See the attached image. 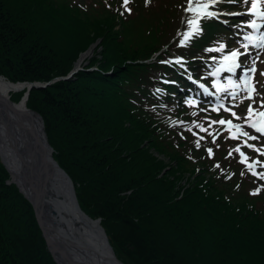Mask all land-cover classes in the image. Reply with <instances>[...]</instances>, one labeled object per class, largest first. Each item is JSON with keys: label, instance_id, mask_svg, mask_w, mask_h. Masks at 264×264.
<instances>
[{"label": "trees", "instance_id": "trees-1", "mask_svg": "<svg viewBox=\"0 0 264 264\" xmlns=\"http://www.w3.org/2000/svg\"><path fill=\"white\" fill-rule=\"evenodd\" d=\"M103 1L0 0V75L11 82L65 76L100 39L99 60L30 88L25 100L41 116L80 209L99 218L123 264H264V197L231 191L235 151L215 154L223 133L185 96L196 89L187 75L213 69L217 50L207 46L228 38L240 20L201 17L198 35L181 46L182 32L163 51L187 0H129L131 17ZM120 22L128 28L115 31ZM24 90L9 97L17 101ZM185 172L193 177L178 197ZM7 178L0 163V264H56L30 203Z\"/></svg>", "mask_w": 264, "mask_h": 264}, {"label": "rangeland", "instance_id": "rangeland-1", "mask_svg": "<svg viewBox=\"0 0 264 264\" xmlns=\"http://www.w3.org/2000/svg\"><path fill=\"white\" fill-rule=\"evenodd\" d=\"M69 1H72V3L77 2L81 5H84L82 3V0H69ZM83 1H85V5H88L91 3H94V5H97L99 2V0H83ZM112 1L114 2V5L117 6L118 10H120V9L123 10V14L125 16H127V17L132 16V13H130L131 10L129 9L128 4L126 6V8L128 10H126V8L120 4V2L122 0L121 1L120 0H112ZM228 1H233L230 3L233 6L228 7V8L229 9H235V10H229V12H234L237 15H240L241 17L242 16L244 17V15L247 14V12H249V9L251 7L250 4H245L243 2V0H220L219 3L220 4L223 2L229 3ZM204 2L210 3V0H204ZM99 3L102 5L103 3H106V2L103 0H100ZM219 3H216V4H219ZM216 4H213V5H216ZM213 5H211L208 9H213L212 8ZM194 7H195V5H194ZM259 7L261 10L264 9V0H261ZM219 8H224V7L219 6ZM220 12H221V10H220ZM193 18H196V17H194L193 12H191V11L186 12L185 11V19L180 21L178 29H180L182 27V24H183V26H184V24H186L185 27L183 28V30L177 29L179 33L176 32L174 37L170 38V40L163 46L162 50L163 49L166 50L168 48V47L166 48L167 44L172 43L176 38H178L180 36V34L182 32L185 33V32L191 31L187 21L189 19H193ZM196 19H197V22L199 25L201 17H198ZM122 24H123L122 22L115 24L114 30L120 32L121 29H123V28L127 29L129 26L128 23H126L124 25H122ZM165 28H166L165 25L160 26L161 30L165 29ZM234 28H236L237 30L238 29L240 30V27H234ZM234 32H233V35H234ZM150 33L152 34L153 32H150ZM231 38H222V40L217 42V44H210L207 46L209 48H215L217 50L215 53L211 52V55L215 54V56L212 57L214 62L210 63L211 68H213V69L216 68L218 65V60L219 59L224 60L225 57H229L233 51L241 53V54L244 52V49H242L243 48V46H242L243 42L239 39V33L235 32V36L232 39ZM137 40H138V38H130L131 42H136ZM99 41H100V39L96 38L85 49V50H87L88 48H91V50L89 52H87L86 55L85 54L82 55V56H85L83 58V60L80 61L78 64H75V61L77 59L76 58L74 63H73V66L71 67V69L69 71L74 70L75 67H76L75 71L81 69V67L83 65H86L91 58H95V59L99 60V58H101V53H102V47H101V44L99 43ZM230 43L233 44L232 47H230L229 49H225L226 46H228ZM222 45H223V48L221 50ZM85 50L82 52H85ZM163 51H161V52H163ZM227 51H229V52L226 53ZM156 55H158V52L153 53V55L150 57L151 61L155 62ZM221 61H219V62H221ZM237 62L240 65V67H237L238 70L239 69L247 70L251 64H253L255 66L256 71L250 73V74H253V78H254L253 80L255 82L254 90H253V96L251 99L246 97V95L243 91V85H242L241 81L239 80V78H236V80H235V77H232L231 75H227V74H226L227 76L223 75L220 77H218L216 74H212L213 78H207V77H205L206 72H203V74H201V77H202L201 81L206 87H208L209 90L212 89L211 91H213L214 99H212V101L202 102V103L196 102L194 100V104H195V106H197V108H199L198 110H200L201 114L204 115L205 119L209 122V125L212 124V126L218 127V129L215 130V132L218 130H222V131H218L217 133H219V134L223 133L224 136H222L221 140L214 141V142H216V144L218 146L217 150L215 151V154L219 155L222 152L229 151V150L235 151V155L232 154L231 159L236 162L235 167L237 169L238 177L236 180L237 182H234L233 186L230 187L231 191H234L239 195L246 196L249 198L256 197L257 199H261L262 197H264V135L260 136V135L254 134L252 132V128L249 125L253 124L254 121L257 120V117H256L257 111L264 112V107H261V105L264 104V75H260V73H264V48H262V50H259V53L257 50L255 52H249L248 55H245L242 57H241V55H239ZM94 67H91V68H94ZM75 71H73V73ZM55 78H57V77H54L49 81L52 83V82H54ZM217 78H223L222 80L224 81V83H220V81ZM5 80L9 81L6 78H5ZM56 80H59V79H55V81ZM9 82H11V81H9ZM29 82H31V81H29ZM33 82H35V81H33ZM46 82H48V81H46ZM51 83H48L47 85H49ZM18 91L19 90L8 92V95L10 96L11 93L14 94L15 92H18ZM185 96L188 98L191 97L188 95H185ZM191 98H195V97L193 96ZM9 99L11 100L10 97H9ZM202 99H204V98H202ZM13 102L16 103V101H13ZM250 104H251L252 109H253V113L251 116H249V113H248V106ZM25 107H26V105H25ZM225 109H228V110L226 111ZM36 113L38 114V112H36ZM232 113H235L236 117H234L232 115ZM39 117H40L41 125H42L43 131H44L43 120H42L40 115H39ZM237 117H239V118H237ZM245 118H247V119H245ZM220 120L231 121V124L225 123V124L221 125L220 123H218ZM258 121H260V124L262 125V127H264V116L259 117ZM191 131H196V130H194V128H192ZM44 133H45V131H44ZM170 133L172 134L171 131H170ZM244 133H248V136H245ZM183 134L185 136H191L190 134L185 133V132H183ZM233 135H236V137H233ZM197 136L201 138L204 136V133H201V135L197 134ZM213 137H214V135L212 136V138ZM250 137H256V139H251ZM46 140H47V138H46ZM49 146H50V144H49ZM51 149H52V147H51ZM236 149H239V151H236ZM241 153H243V156H241ZM158 157H160V156H158ZM242 159L244 160V162L242 164L245 166V169H247L246 171L248 172V174H246V171L243 173V169L241 168L240 163H238V162H241ZM249 162L255 163V168L249 169L248 168ZM0 163L2 164L1 160H0ZM167 168H168V166H165V168H163V170L158 174V176L162 175ZM7 173H8V171H7ZM254 173H255V175H254ZM192 177H193V175L191 173L185 172V177L178 182V185L180 188L179 192L177 194L178 197L181 195L183 189L188 186L189 183H188L187 179L191 180ZM8 180H10L9 173H8V178L6 179V182L12 183V182H8ZM72 187H73V185H72ZM73 191H74V188H73ZM253 193H256V194H253ZM74 195H75V193H74ZM261 202L264 206V199H262ZM100 227H101V225H100Z\"/></svg>", "mask_w": 264, "mask_h": 264}, {"label": "water", "instance_id": "water-1", "mask_svg": "<svg viewBox=\"0 0 264 264\" xmlns=\"http://www.w3.org/2000/svg\"><path fill=\"white\" fill-rule=\"evenodd\" d=\"M90 50L91 48L85 50V55ZM76 61L75 64H77ZM75 69L69 71L67 75L60 76L55 79H67L72 75ZM0 80H5V79L2 76H0ZM9 83L22 85L19 88H13L14 90L12 89L10 91L20 90L22 88H25V90L22 96L20 97V99L16 103L9 99V95L4 96V94L0 91V124L3 123H8L9 125L11 124L10 117L8 115H5L4 113V111L8 112L10 110L16 112L19 115L21 123L24 124L23 126L25 129L22 131H24L28 136L29 147L25 149L22 148V146L17 145L15 151L20 164L22 166H25L28 171L30 170V174L32 177L34 175H37V180L32 181L29 178L30 180L27 183L28 186L27 187L25 186L30 192L31 198H29V196H27L26 194L23 193L22 194L32 207L35 219L41 230L42 236L46 243L47 250L49 251L51 257L56 262V264H76L73 261L71 255L79 254V256L81 255L80 257L84 258V255L81 252V247H82L83 250L85 248L87 250H91V252L93 253L91 257L93 259H98L101 262H104L108 259V261L110 260L112 264L113 262L115 264H123L120 260H118L114 256L111 247L107 242L103 229L102 227H100L99 218L92 219L79 208L74 195L71 180L69 179L67 174L63 171V169L58 166V164L52 157V149L46 140V136L43 131L39 115L35 111L25 107V100L27 97L28 90L30 88L45 87L48 83H50V81L48 82L22 81V82H14V83L9 82ZM16 105H19V107ZM31 113L36 114L37 118L39 119L38 120L39 124L33 123V121L30 119ZM23 116H25L28 119L27 120L28 123H26L23 120ZM10 130L12 131L11 133L12 137L16 141L18 139H21L22 137L21 130L11 125H10ZM29 157L31 160V164L33 160L36 161L37 168L41 169L42 171L41 173L40 172L36 173V171L33 170V166H32L33 164L31 165L30 160H27ZM8 182H12V181L8 180ZM66 186L69 189V194L71 196L72 204L77 211L78 219L84 221L82 226L85 230L84 235L82 231L79 229V226H77L76 224L77 220H72L67 215V211L61 207L63 203L62 188H66ZM66 203H68V201H66ZM60 219L71 220L72 224L68 221L70 225L69 230L71 232L70 236L68 235L65 236L61 233H58V230H56L57 224L62 225ZM91 228H92L91 232H95L97 237L103 241L102 244L104 250L107 253L106 255L102 253L99 247L95 248L93 242L91 241L88 235V230ZM72 233L75 234L74 237H72L73 236ZM66 239H68V241Z\"/></svg>", "mask_w": 264, "mask_h": 264}, {"label": "bare ground", "instance_id": "bare-ground-1", "mask_svg": "<svg viewBox=\"0 0 264 264\" xmlns=\"http://www.w3.org/2000/svg\"><path fill=\"white\" fill-rule=\"evenodd\" d=\"M213 8H215V6ZM218 16H227V15L223 14V13H218ZM228 28L230 30H232V27L229 26ZM238 31H239V35H240L241 30H238ZM83 54H85V52L80 54L79 58L76 61L77 64L80 61H82L83 58L85 57V56H82ZM20 86H22V85L10 84L6 80H0V91L4 94V96L8 95V92H10V90H12L13 88H19ZM194 91L197 94H201V90L198 88H196ZM16 106L19 107V105H16ZM4 113H5V115H8L10 117V119H11L10 125L17 127L19 130H21V136L22 137H21V139H18L16 141L12 137V134H11L12 131L10 130V125L8 123L0 124V160L2 161L4 166L6 167L8 173H9L10 180L16 184V186L18 187V189L20 190L21 193L26 194L27 196H29V198H31L30 192L26 188L28 186L27 183L30 179L32 181H34V180L36 181L37 175H34L33 177L31 176L30 170L28 171L25 166H22L20 164V162L17 158L16 151H15L17 145L22 146V148H25V149L29 147L28 136L24 131H22L25 129L23 126L24 124L21 123L19 115L16 112L10 110L8 112L4 111ZM30 115H31V118L30 117L29 118L33 121V123L39 124V122H38L39 119L37 118L36 114L31 113ZM23 120L26 123H28V121H27L28 119L25 116H23ZM27 160H30V157ZM30 164H31V160H30ZM32 164L31 165L33 166V170H35L36 173L42 172L41 169L37 168L36 161L33 160ZM62 191H63V195H62L63 196V199H62L63 203H62L61 207L67 211V215L72 220H77L76 224H77V226H79V229L82 231V233L84 235L85 230L82 227L84 221L81 219H78L77 211L72 204V200H71V196L69 194L68 187L66 186V188H62ZM66 201H68V203H66ZM60 221L62 222V225L57 224L56 230H58V233H61L65 236L66 235L70 236L71 232L69 230L70 229L69 222L72 224L71 220L60 219ZM91 230H92V228L88 230V235H89L91 241L93 242L95 248L99 247L100 250L102 251V253L106 255L107 253L104 250L103 244H102L103 241L97 237L95 232H91ZM74 236H75V234H73L72 237H74ZM66 240L68 241V239H66ZM84 250L81 247V252L83 253L84 258L80 257L81 255L79 256V254L78 255H75V254L71 255L73 261L76 264H112L110 262V260L108 261V259L107 260L105 259L106 261H104V262H101L98 259H93L91 257L93 254L91 252V250H87L86 248ZM113 264H115V263L113 262Z\"/></svg>", "mask_w": 264, "mask_h": 264}, {"label": "snow or ice", "instance_id": "snow-or-ice-1", "mask_svg": "<svg viewBox=\"0 0 264 264\" xmlns=\"http://www.w3.org/2000/svg\"><path fill=\"white\" fill-rule=\"evenodd\" d=\"M220 0H210V3L208 2H204V0H188V7L185 9L186 12L191 11L194 13V17L198 18V17H203L205 19L207 18H212L216 15V13L214 12H210L207 11V9L216 3H219ZM243 2L245 4H250V9H249V14H257L260 15L262 17H264V12H260L258 11L259 5L261 3V0H243ZM129 3V0H122V6H124L126 8L127 4ZM195 5V7H194ZM126 10H128L126 8ZM193 18V19H189L187 21L191 31L189 32H185L183 33V39L181 41V46H183L193 35H198L200 32V28L197 22V19ZM251 27L256 28V24L253 22L251 25ZM250 39V38H249ZM243 47H246V45H242ZM256 47H264V36L261 37V43L256 45ZM223 48V45L221 46V50ZM240 55V53L233 51L231 53L230 57H225V59H231L233 62L232 64L228 67V71H232L233 69L240 67V65L235 63L236 58ZM179 62V61H177ZM219 71V69H218ZM249 71L251 72H255V68H251ZM260 75H264V73H260ZM254 90V89H253ZM159 91V90H157ZM252 97L249 96V99H251ZM261 107H264V104L261 105ZM226 111L228 109H225ZM248 113L249 116L252 115L253 113V109L251 104L248 106ZM232 115L234 117H236L235 113H232ZM260 116H264V112L259 113ZM239 118V117H237ZM247 119V118H245ZM218 123H220L221 125L228 123L231 124V121H225V120H220ZM250 127H252L256 132L260 133L261 135H264V127H257V125L255 123L249 125ZM245 136H248V133H244ZM251 139H256V137H250ZM209 154L211 155V149L208 150ZM236 151H239V149H236ZM241 156H243V153H241ZM244 160H241V163H243ZM217 167H219V165H217ZM251 167V165H249V168ZM255 175V173H254ZM256 194V193H253Z\"/></svg>", "mask_w": 264, "mask_h": 264}]
</instances>
